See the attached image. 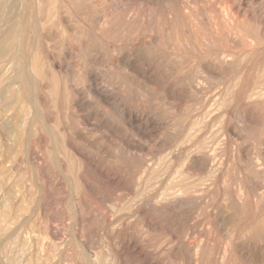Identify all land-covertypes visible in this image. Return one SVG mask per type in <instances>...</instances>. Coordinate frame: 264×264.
<instances>
[{
  "label": "rangeland",
  "instance_id": "374dc122",
  "mask_svg": "<svg viewBox=\"0 0 264 264\" xmlns=\"http://www.w3.org/2000/svg\"><path fill=\"white\" fill-rule=\"evenodd\" d=\"M199 1L66 3L75 14L70 31L53 29L43 47L69 72L70 90L82 99L75 108L61 110L59 100L45 91L50 123L28 109L24 116L35 126L25 144L7 142L0 127V264H264V235L255 239L252 231L264 212V109L249 91L243 93L238 81L244 70L252 75L253 63L239 39L254 20L255 27L262 25L264 30V0ZM81 8L86 13L79 12ZM180 8L191 15L184 34L190 24L196 27L202 52L209 48L207 32L215 43L229 34L226 48L233 64L210 63L202 55L195 62L176 52L166 38L165 21L167 11ZM100 19L109 25L103 34L98 30ZM250 42L247 50H264V37H259V45ZM151 70H156L154 76ZM194 71L204 77L195 81ZM96 85L111 97L109 102L94 95ZM110 103L137 121L129 125L121 115L117 132H111ZM8 104L0 106V123L12 122L13 134L19 133L17 116L24 106L19 100ZM179 136H185L184 151L177 147ZM205 141L213 147V168L196 154L195 148ZM81 174L83 188L77 181ZM154 175L164 180L152 188L147 182ZM165 190L182 191L189 204L174 214L157 213L154 202ZM6 195L13 199L8 200L10 206ZM260 200L262 213L255 208Z\"/></svg>",
  "mask_w": 264,
  "mask_h": 264
},
{
  "label": "bare ground",
  "instance_id": "6f19581e",
  "mask_svg": "<svg viewBox=\"0 0 264 264\" xmlns=\"http://www.w3.org/2000/svg\"><path fill=\"white\" fill-rule=\"evenodd\" d=\"M70 0H0V106L1 107H8L10 104H8L11 101L19 100L21 105L24 106L23 112L21 116H17V125L19 133H14L13 126L10 125L12 122H1L0 127L4 131L7 142H10L12 144L15 143H21L25 144L31 134H32V126H35V124L30 123L26 120L24 114L26 115V112L28 109H31L35 115L40 116V119L44 121L45 123H50V116L45 112L47 109L46 105V99L44 97L45 91L53 93V95L56 98V101L59 100L58 105L60 106L61 110H65L69 108V106L75 108L76 105H78L80 94L72 92L70 90L71 88V79L70 74L68 71H64L61 66H57L54 63V59L51 53V50L48 48H44L43 44L50 40L52 30L53 29H59L62 32H69L70 27V18L74 15H72L68 8L67 4ZM161 1V0H160ZM199 1V0H198ZM185 2V1H184ZM200 2V1H199ZM74 3V2H73ZM186 3V2H185ZM197 3V2H196ZM190 4V3H189ZM198 5L200 3H197ZM211 5V4H210ZM115 7V6H114ZM166 7V6H165ZM82 9V8H81ZM79 10L81 13H86L85 10L82 9ZM163 9V8H162ZM166 9V8H165ZM187 9V8H186ZM169 10L170 7H169ZM78 11V10H77ZM241 11V10H240ZM78 12V13H79ZM242 12V11H241ZM240 13V12H239ZM260 13V11H259ZM190 14V13H189ZM246 14V13H244ZM261 14V13H260ZM128 15V14H127ZM126 15V16H127ZM168 20L165 21V25L167 28L166 31V38L169 42H171L178 53H183L188 56L190 59L197 62V57L202 55L205 58L209 59L210 63H217L219 65H229L230 63L233 64L234 57L228 50V47L226 46L231 42L230 36L228 33H225L221 35V41L220 43H215L213 36L210 32L206 33V39L208 41V47L207 50L202 52L200 45H199V32H197L196 27L190 24L189 31L187 36L184 34L185 27L190 22V16L184 15L183 9L180 8L178 11H167ZM202 15V14H201ZM247 15V14H246ZM245 15V17H246ZM133 16V15H132ZM143 16V15H142ZM253 15L248 16L250 19ZM77 17V16H76ZM211 17V16H210ZM246 17V18H248ZM127 18V17H126ZM143 18V17H142ZM99 19V18H98ZM193 19V18H192ZM212 19V18H211ZM234 20V18H232ZM254 19V18H253ZM253 19L251 21H253ZM256 19V18H255ZM259 19V17H258ZM97 20V19H96ZM101 20V19H100ZM102 21V20H101ZM214 21V20H213ZM250 22V21H249ZM255 20L248 24L249 29L244 34L243 37H240L239 44L245 49V56L252 57L253 63H252V75L250 73H247L244 68H241L242 74L238 77V81L241 82L244 85V88L242 89L243 93H248L250 95V98L256 101V104L262 109H264V50H261V52L255 48L246 49L245 47H248L251 42L254 41L256 45H259V37H264V30L259 27H255L256 22ZM258 23V22H257ZM237 24V23H236ZM261 24V23H260ZM198 25V24H197ZM240 25V24H239ZM257 25V24H256ZM109 25H107V22L102 21L98 24V30L104 33L106 31V28ZM237 26V25H235ZM233 26H230V28ZM239 27V26H238ZM188 28V27H187ZM233 29V28H232ZM165 31V30H164ZM238 32V30H237ZM163 35V34H162ZM150 40V39H149ZM147 43V42H146ZM152 43V42H151ZM37 45V46H36ZM153 45V44H152ZM150 46V45H149ZM157 46V45H156ZM150 49V48H149ZM168 51V50H167ZM134 52V51H133ZM163 56V55H162ZM168 56V55H167ZM172 56V55H171ZM182 56V55H181ZM239 57V56H238ZM155 58V57H154ZM168 58V57H167ZM164 59V58H163ZM162 59V60H163ZM175 59V57H174ZM240 59V57H239ZM172 60V59H171ZM187 60V59H186ZM170 61V60H169ZM180 61V59L178 60ZM157 62V61H156ZM173 62V61H171ZM44 63L46 65H44ZM169 63V62H167ZM209 63V62H207ZM206 63V65H207ZM110 64V63H109ZM132 64V63H131ZM158 64V63H157ZM175 64V63H174ZM203 64H201L202 66ZM210 65V64H208ZM171 66V65H170ZM170 66L168 68H170ZM189 66V65H188ZM196 66V65H195ZM212 66V64L210 65ZM235 66V64H234ZM147 67V66H146ZM224 67V66H223ZM222 67V68H223ZM232 67V66H231ZM173 68V67H172ZM189 68V67H188ZM209 72L211 71V68L208 66ZM217 68V65H216ZM225 68V67H224ZM228 68V67H227ZM226 68V69H227ZM159 69V68H158ZM163 69V68H162ZM166 69V68H165ZM178 69V68H177ZM180 69V68H179ZM203 69V68H202ZM201 69V70H202ZM218 69V68H217ZM153 70V69H152ZM151 70V71H152ZM207 70V69H206ZM205 70V71H206ZM208 70L206 72H208ZM228 70V69H227ZM138 71V70H137ZM156 71V70H154ZM154 71H152L150 74L155 75ZM165 71V70H164ZM179 71V70H178ZM193 71V70H192ZM141 72V71H140ZM171 72V71H170ZM195 72V71H194ZM212 72V71H211ZM173 73V72H172ZM171 73V74H172ZM179 73V72H178ZM138 74V73H137ZM180 74V73H179ZM207 74V73H206ZM215 72H213V75ZM255 74V75H254ZM146 75V74H145ZM145 75H143L145 77ZM148 75V74H147ZM168 75V74H166ZM208 75V74H207ZM205 75V76H207ZM95 76V75H94ZM176 76V75H175ZM189 76V75H188ZM215 76V75H214ZM158 77V75H157ZM179 77V75H178ZM187 77V76H186ZM204 75L202 72H195L193 75V78L195 81H198L199 79H202ZM211 77V76H209ZM208 77V79H209ZM148 78V77H147ZM161 77H158L157 79H160ZM212 78V77H211ZM179 79V78H178ZM207 79V78H205ZM191 81V80H190ZM185 82V81H184ZM189 82V81H188ZM194 83V82H193ZM235 83V82H234ZM190 85V84H189ZM203 85V84H202ZM194 89V88H193ZM92 91L94 92V95H97V97L100 100L110 101L111 97H108V94L102 91L97 85L93 86ZM197 91V90H196ZM78 92V91H76ZM242 93V94H243ZM247 95V96H248ZM227 96V95H226ZM115 97V96H114ZM82 99V97H80ZM249 98V97H248ZM117 102V100H116ZM56 103V104H57ZM115 103V102H114ZM114 103H110L112 105L113 110V116L112 119L110 117V131L114 132L119 127V122L117 118L120 119L121 115H126L125 121L128 122L130 125L132 121L131 114H128L127 110L125 112H121L118 106H116ZM8 104V105H7ZM15 104V103H14ZM18 104V103H17ZM16 105V104H15ZM19 105V104H18ZM10 107V106H9ZM15 108V107H14ZM248 108V107H247ZM2 108V111H4ZM18 110V109H17ZM22 110V109H21ZM73 110V109H72ZM251 110V109H250ZM16 111V110H15ZM20 111V110H19ZM29 111V110H28ZM1 112V111H0ZM22 112V111H21ZM20 112V113H21ZM248 112V111H246ZM130 113V112H129ZM191 113V112H190ZM14 114V113H13ZM11 114V115H13ZM108 114V113H107ZM1 115V114H0ZM18 115V114H17ZM30 115V114H29ZM133 115V114H132ZM236 115V114H235ZM14 116V115H13ZM101 116V115H100ZM134 116V115H133ZM221 116V115H220ZM5 117V116H4ZM15 117V116H14ZM103 117V115L101 116ZM104 116L103 118H105ZM188 117V116H187ZM219 117V116H218ZM261 117V116H260ZM35 118V116H34ZM122 118V117H121ZM125 118V117H124ZM135 118V116H134ZM195 118V117H194ZM201 118V117H200ZM241 119V117H239ZM3 119V118H2ZM61 119V118H60ZM109 119V118H107ZM213 119V118H212ZM243 119V118H242ZM11 120V119H10ZM9 120V121H10ZM52 120V119H51ZM105 120V119H104ZM192 120V119H191ZM124 121V120H123ZM124 121V122H125ZM137 121V120H136ZM135 121V122H136ZM245 121V120H244ZM246 122V121H245ZM33 123H36L33 119ZM123 123V122H122ZM186 123V121L184 122ZM183 123V124H184ZM16 124V123H15ZM101 124V123H100ZM193 124V123H192ZM207 124V123H206ZM205 124V125H206ZM107 125V126H108ZM128 125V126H129ZM246 126V123L244 124ZM108 126V127H109ZM181 127V126H179ZM190 128V127H189ZM183 129V128H182ZM184 128L183 131H185ZM192 129V128H191ZM226 129V128H225ZM193 130V129H192ZM178 131V130H177ZM195 131V130H194ZM117 132V131H116ZM182 132V131H181ZM201 132V131H200ZM206 132V131H204ZM2 133V132H1ZM190 134V133H189ZM188 137H191L189 136ZM222 134V133H221ZM264 134V133H263ZM19 135V136H18ZM18 136V138H16ZM114 136V134H113ZM176 136V135H175ZM202 136V135H201ZM210 136V135H209ZM212 136V135H211ZM178 137V136H177ZM183 137V138H182ZM208 137V136H207ZM214 137V136H212ZM210 137V138H212ZM179 141L177 144V147L182 149V142L185 141V136H179ZM196 138V137H195ZM72 139V138H69ZM183 139V140H182ZM214 139V138H212ZM71 141V140H70ZM198 141V140H197ZM214 141V140H213ZM217 141V140H216ZM261 142V141H260ZM72 143V142H70ZM69 141H66L67 147L71 148L72 153L77 154V151L72 148V144L70 145ZM176 145V144H175ZM11 146V145H10ZM12 147V146H11ZM184 147V146H183ZM187 147V146H186ZM257 147V146H256ZM212 145L209 141H205L203 144L198 145L195 150L196 154L202 156L203 159L207 160V163H209L208 168H213L215 163V156L212 149ZM185 149V147H184ZM184 149H182L184 151ZM78 150V149H77ZM215 150V149H214ZM79 151V150H78ZM82 151V150H81ZM177 151V150H176ZM180 151V150H179ZM189 151V150H188ZM179 153V152H178ZM183 153V152H182ZM195 154V155H196ZM75 155V154H74ZM79 155V154H78ZM83 155V154H82ZM86 155V154H84ZM180 155V154H179ZM12 156V155H11ZM75 157V156H74ZM197 157V156H196ZM79 158H81L79 156ZM88 158V157H86ZM85 159V158H84ZM83 159V160H84ZM173 159V158H172ZM171 159V160H172ZM191 159V158H190ZM201 159V158H200ZM259 159V158H258ZM88 160V159H87ZM177 160V157H176ZM260 160V159H259ZM90 161V159H89ZM194 160H192L193 162ZM196 162V161H194ZM200 162V161H199ZM256 162V161H255ZM254 163V162H253ZM91 164V163H88ZM154 164V162H153ZM198 164V163H197ZM206 165V164H204ZM159 166V165H158ZM194 166V165H193ZM218 166V165H217ZM40 167V166H39ZM89 167V166H88ZM180 167V166H179ZM184 167V166H183ZM186 167V166H185ZM198 167V166H197ZM203 167V164H202ZM207 167V166H206ZM38 168V167H37ZM71 168V167H70ZM162 168V167H160ZM205 168V167H204ZM201 169L202 171H205ZM69 170V167L67 168ZM72 169V168H71ZM151 169V168H150ZM174 169V168H173ZM183 169V168H182ZM196 169V168H195ZM83 170V169H82ZM81 170V171H82ZM162 170V169H161ZM185 170V168H184ZM208 170V169H207ZM8 171V170H7ZM90 171V170H89ZM166 171V170H165ZM173 171V170H172ZM21 172V171H20ZM85 172V171H83ZM140 172V171H139ZM148 172V171H147ZM183 172V170H182ZM188 172V171H187ZM141 173V172H140ZM185 173V172H184ZM1 174V173H0ZM86 174V173H85ZM98 174H101L100 172ZM155 174V173H154ZM166 174V173H165ZM82 175V174H81ZM170 175V174H169ZM169 175H166V177H169ZM195 176V175H194ZM107 177V175H106ZM118 177V176H117ZM201 177V176H200ZM11 178V177H10ZM79 179L77 181H80V185L83 186L86 184L85 182V176H79ZM160 177H157L154 175V177L150 178L147 182V184L152 188H155L156 184H162V179H158ZM244 179V178H242ZM168 180V179H167ZM146 182V180H144ZM155 181L154 184H151L150 182ZM165 182V181H164ZM163 182V183H164ZM245 182V181H244ZM240 183V182H239ZM200 184V183H199ZM174 185V183L172 184ZM20 186V185H19ZM144 186V185H143ZM183 186V185H182ZM189 186V185H188ZM192 186V185H190ZM246 186V185H243ZM79 187V186H78ZM142 187V186H141ZM178 187V185L174 186ZM180 187V186H179ZM184 187V186H183ZM195 187V186H194ZM81 188V187H80ZM87 188V187H86ZM160 188V187H159ZM173 188V187H172ZM192 188V187H191ZM246 188V187H244ZM141 189V188H140ZM181 189V188H180ZM188 189V188H187ZM14 190V189H12ZM11 190V191H12ZM175 190V189H174ZM192 189H190L191 191ZM196 190V189H194ZM10 191V190H9ZM10 191V193H11ZM140 191V190H139ZM154 191V190H153ZM189 191V192H190ZM198 191V190H197ZM188 192V191H187ZM196 192V191H195ZM194 192V193H195ZM150 194V192L148 191ZM191 193V192H190ZM201 193V192H200ZM8 196H12L11 194L7 193ZM13 194V193H12ZM162 194V193H161ZM185 193L182 191H171V190H165L162 196H160L159 199H157L154 203V209L159 214H166L168 212H174L176 209L187 205V200L184 198ZM192 194V193H191ZM190 194V196H191ZM146 195V193H145ZM158 195V194H157ZM189 195V193H188ZM254 195V194H253ZM7 196V195H6ZM7 196V197H8ZM14 196V195H13ZM187 196V195H186ZM189 196V197H190ZM192 196H194L192 194ZM6 197V198H7ZM8 197V198H9ZM15 197V196H14ZM256 197V196H255ZM7 200H10L11 198ZM146 199V197L144 196ZM188 198V196L186 197ZM192 198V197H191ZM199 198V197H198ZM195 198V199H198ZM29 199V198H28ZM238 199V198H237ZM5 200V203H6ZM31 200V199H30ZM241 201V200H240ZM252 201V200H251ZM250 201V202H251ZM264 201V200H263ZM11 203V202H10ZM139 203V202H138ZM148 203V206L151 205L150 202ZM254 203V202H253ZM261 200L258 204L255 205V208L262 213L261 209ZM6 204V205H7ZM12 204V203H11ZM189 204V203H188ZM248 204V203H247ZM264 204V203H263ZM195 205V204H194ZM10 206V205H9ZM16 207V206H15ZM138 207V206H137ZM143 207V206H142ZM146 207V206H145ZM187 207V206H186ZM191 205L188 207L190 208ZM193 207V205H192ZM250 208V207H249ZM252 208V207H251ZM140 209V208H138ZM143 209V208H142ZM182 209V208H181ZM187 209V208H185ZM193 209V208H192ZM11 210V209H10ZM137 210V209H136ZM153 210V209H151ZM150 210V211H151ZM180 210V209H179ZM178 210V211H179ZM188 210V209H187ZM253 210V209H252ZM256 210V212H257ZM189 211V210H188ZM145 212V211H144ZM152 212V211H151ZM154 212V211H153ZM187 212V211H186ZM147 213V212H146ZM151 214V213H149ZM154 213H152L153 215ZM174 214V213H173ZM182 214V213H181ZM252 214V213H250ZM176 215V214H175ZM186 215V214H185ZM14 216V215H13ZM168 216V215H165ZM172 215H169L171 218ZM261 222L256 225L253 228V234L258 238V235H264V212L262 215ZM11 217V216H10ZM151 217V216H150ZM166 217V218H169ZM249 217V216H248ZM251 217V216H250ZM13 218V217H12ZM12 218H9L10 220ZM148 218V217H147ZM161 218V216H160ZM165 218V217H164ZM163 218V219H164ZM180 218V217H179ZM15 219V218H13ZM12 219V220H13ZM149 219V218H148ZM155 220L153 217L151 220ZM157 219H159L157 217ZM175 219H177L175 217ZM181 219V218H180ZM251 219V218H249ZM257 219L260 220V218L257 217ZM11 220V221H12ZM150 220V219H149ZM162 220V219H159ZM170 221L169 219H167ZM172 220V219H171ZM148 221V220H147ZM163 221V220H162ZM165 221V220H164ZM177 221V220H175ZM10 222V221H9ZM13 222V223H12ZM10 223L15 224V221H12ZM157 222V221H156ZM174 222V221H173ZM211 222V220H210ZM251 222V221H250ZM253 221L252 223H254ZM151 223V222H150ZM168 223V222H167ZM17 224V223H16ZM15 224V225H16ZM149 224V223H147ZM175 224V223H174ZM211 224V223H210ZM21 225V224H20ZM150 225V224H149ZM167 226V225H166ZM173 227V224L171 225ZM29 227V226H28ZM214 227V226H212ZM45 229V228H44ZM168 229V228H167ZM172 229V228H170ZM248 230V229H247ZM44 231V230H43ZM227 232V231H226ZM47 235V234H46ZM248 236V235H247ZM209 237V236H208ZM249 237V236H248ZM252 238V236L250 237ZM261 238V237H260ZM263 238V237H262ZM254 240V239H253ZM258 240V239H257ZM251 241V239H250ZM253 242V241H252ZM264 242V241H263ZM261 243V242H260ZM220 244H222L220 242ZM234 244V243H233ZM258 244V243H256ZM262 244V243H261ZM224 245V244H223ZM220 246V245H219ZM222 246V245H221ZM205 247V246H204ZM231 247V246H230ZM234 247V246H233ZM231 247V248H233ZM24 248V247H23ZM198 248V247H197ZM206 248V247H205ZM220 248V247H219ZM222 248V247H221ZM220 248V249H221ZM263 248V247H262ZM2 249V246H1ZM0 249V250H1ZM199 249V248H198ZM211 249V248H210ZM209 249V250H210ZM236 249V248H235ZM261 249V248H260ZM4 250V248H3ZM264 250V249H263ZM261 250V251H263ZM221 252V250H219ZM218 251V252H219ZM230 250H228L229 252ZM234 251V249L232 250ZM26 252V251H25ZM204 252V251H203ZM202 252V253H203ZM211 252V250H210ZM217 252V255H218ZM219 252V253H220ZM231 252V251H230ZM37 254V251H36ZM234 254V253H233ZM262 254V253H261ZM2 255V254H1ZM94 255V254H93ZM198 255V254H197ZM201 255V254H200ZM203 255V254H202ZM209 255V253H208ZM207 255V256H208ZM214 255V253H213ZM221 255V254H220ZM219 255V256H220ZM228 255V254H227ZM4 256V255H3ZM29 256V255H28ZM95 256V255H94ZM223 256V255H222ZM229 256V255H228ZM227 256V257H228ZM233 256V255H232ZM264 255H262L263 258ZM6 257V256H5ZM92 257V256H91ZM93 258V257H92ZM189 258V257H188ZM196 258V257H195ZM213 258V257H212ZM209 258L208 260L212 259ZM206 260V258H204ZM202 257V260H204ZM213 258L212 260H214ZM220 259V258H219ZM219 259H217L218 263L220 262ZM230 259V258H229ZM10 260V259H9ZM20 260V259H19ZM195 260V259H194ZM201 260V262H202ZM12 261V259H11ZM10 261V262H11ZM38 261V260H37ZM188 261V259H187ZM196 261V260H195ZM200 261V259H199ZM9 262V263H10ZM194 262V261H193ZM211 262V261H208ZM214 262V261H213ZM228 262V261H227ZM200 263V262H199ZM203 263V262H202ZM224 264V262H222ZM231 263V262H230ZM229 263V264H230ZM195 264V262H194ZM211 264V263H210ZM215 264V263H214Z\"/></svg>",
  "mask_w": 264,
  "mask_h": 264
}]
</instances>
